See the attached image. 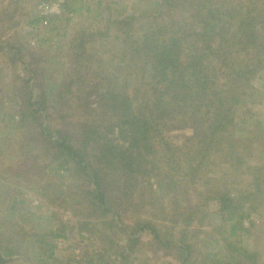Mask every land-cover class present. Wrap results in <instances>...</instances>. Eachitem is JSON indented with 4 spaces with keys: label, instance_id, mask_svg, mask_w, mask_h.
<instances>
[{
    "label": "trees",
    "instance_id": "1",
    "mask_svg": "<svg viewBox=\"0 0 264 264\" xmlns=\"http://www.w3.org/2000/svg\"><path fill=\"white\" fill-rule=\"evenodd\" d=\"M73 2L65 1V12L78 11L72 10ZM155 2L157 10L150 13L154 14V22L140 32L137 39L132 38L136 35L132 31L134 15L108 18V22L122 33L125 43L127 38H132L134 43L130 45L132 53L137 56L133 65L137 82L131 94L127 88L116 91L91 87L78 76L81 69L77 65L87 68L83 57L75 63L66 80L58 84L53 100L55 111H52L44 86L38 82L37 67L33 68L34 62H26L29 50L19 41L12 42L10 35L0 44L2 49L17 50V60L12 57V61L19 62L20 73L31 70L30 76L18 73L16 77L23 79L26 85L32 81L33 85L32 88L28 85L26 90L20 89L23 104L16 118L17 140L52 148L48 164L58 163L49 174L69 170L78 181L75 184L84 185L85 196L91 198L89 202L102 214L116 211L114 204H107L110 191L120 198L133 200L134 190L138 187L143 199L152 203L157 196H172L169 185L173 178L168 177L169 171L174 170L180 175L185 173L182 176L193 182L205 177L202 169L208 167L211 157L218 152L228 153L226 142L234 138L231 128L235 125L238 110L263 101L262 96L258 98L261 92L252 80L258 69L264 66V0ZM21 3L30 1L9 0L8 5L0 9V23L7 22L15 28L19 24L16 8H20ZM38 20L34 18L30 24L35 25ZM102 30L99 35L103 34ZM65 109L78 125L80 137L64 133L61 124H64L62 112ZM97 111L108 114L106 126L103 120L93 118ZM55 112L61 119L57 128L53 127L57 118ZM181 128H190L192 133L177 144L174 131ZM180 168L184 169L183 173ZM234 171L238 172V168ZM247 171L251 180L246 193L223 190L206 176L202 188L193 187L195 204L189 202L182 210L166 214L167 221L173 223V233H159L152 222L139 218L137 223L127 226V229L131 228L127 230V243L132 242L134 250L139 243L136 233L148 230L153 233L151 240L156 250L173 254L179 264H194L196 250L191 262L190 258L195 242L187 236L191 230L194 233L198 230L200 219L196 215L209 201L218 204L216 211L219 213L216 215H220V219L224 217L226 221H232L231 234L240 228L247 231L241 226V222L250 216L245 205L252 206L259 198L257 194L264 187V164L250 166ZM153 178L155 184L151 182ZM223 228L224 225L216 229ZM174 234L179 241L173 240ZM54 235L65 237L61 228H57ZM46 236L37 244L41 243V253H48L52 258L54 245L49 240L50 235L47 233ZM222 239L230 244L227 237ZM15 250L11 254L23 253L21 247L18 252ZM6 251L10 252L2 244L0 264L9 261L4 254ZM108 262L99 253L90 254V264ZM64 264L83 263L73 260L72 256L66 258ZM168 264L176 263L169 261Z\"/></svg>",
    "mask_w": 264,
    "mask_h": 264
},
{
    "label": "rangeland",
    "instance_id": "2",
    "mask_svg": "<svg viewBox=\"0 0 264 264\" xmlns=\"http://www.w3.org/2000/svg\"><path fill=\"white\" fill-rule=\"evenodd\" d=\"M29 1L16 8L15 16L19 24L15 28L7 22L0 23V44L1 41L6 42L10 35L12 42L19 41L29 50L26 62H34L33 68L37 67L38 82L44 86L52 111H55L53 100L58 84L66 80L75 63L83 57L87 68L77 65L81 69L78 76L91 87L116 91L127 88L126 91L132 93L137 82V73L133 72L137 56L132 53L130 44H134L132 38L137 39L140 32L153 24L154 14L150 13L157 10L156 0H73L72 10L78 11L69 13L64 11L66 0ZM8 2L0 0V9ZM42 3L48 9L46 13L41 8ZM121 14H132L135 18L132 31L136 35L127 38L126 43L118 28L108 22L109 17L116 19ZM34 18H38V22L30 24ZM101 30L103 34L99 35ZM82 36L83 40L80 39ZM74 42L76 45L73 46ZM18 55L13 48L0 47V246L4 244L10 250L4 253L9 260L6 264H64L66 258L72 256L73 260L88 264L90 254L96 253L109 261L108 264H168L169 261L179 264L173 254L156 250L151 240L153 233L148 230L136 233L139 243L133 250V243H127V230H131L127 226L137 223L139 218L146 219L155 225L159 233L169 235L173 223L167 221L166 214L182 210L189 202L195 204L193 187L202 188L206 176L223 190L246 193L251 180L248 167L264 164L262 66L252 83L260 89L258 98L262 96L263 101L238 110L235 125L231 128L234 138L226 142L228 153L218 152L211 157L208 167L202 169V176L205 177L196 182L183 177L185 165L180 168L181 175L174 170L169 171L168 177L171 175L173 178L169 185L173 197L157 196L152 203L143 199L142 190L138 187L134 190L133 200L120 198L110 191L107 204H114L116 211L102 214L89 202L91 198L85 196L84 185L75 184L78 181L69 170L49 174L58 163L48 164L52 148L38 143L33 145L28 140H17L16 118L23 104L20 89L26 90L28 85L33 87L32 81L26 85L23 79L16 78L18 73L24 77L31 74V70L19 72V62L12 61V57L17 60ZM100 112H94L93 118L103 120L106 126L109 123L108 114ZM62 113L65 115L62 118L64 124H60L64 133L80 137L79 127L70 118L69 110L65 109ZM60 120L57 116L53 127L57 128ZM191 133L192 129L181 128L174 131L173 138L180 144ZM234 168H238V172ZM176 180L179 182L175 183ZM153 181L155 184V178ZM257 196L259 198L252 206L245 205L250 216L241 222V226L247 231L240 228L235 234L229 230L232 221H226L224 217L220 219V215H216L219 213L216 211L218 204L209 201L196 215L200 219L198 230L195 233L191 230L187 236L195 242L190 262L196 250L194 264H264V187ZM223 225V229H216ZM57 228H61L65 237L54 235ZM47 233L54 245L52 258L48 253H41V243L37 244V241L47 237ZM224 237L229 239V245L222 239ZM178 238L174 234L175 242L180 240ZM20 247L23 253L11 254L15 249L18 252Z\"/></svg>",
    "mask_w": 264,
    "mask_h": 264
},
{
    "label": "built area",
    "instance_id": "3",
    "mask_svg": "<svg viewBox=\"0 0 264 264\" xmlns=\"http://www.w3.org/2000/svg\"><path fill=\"white\" fill-rule=\"evenodd\" d=\"M41 8H43V10H45V13H46L47 10H48V9L46 10V7H45V4H44V3L41 4ZM52 10H54V9L52 8Z\"/></svg>",
    "mask_w": 264,
    "mask_h": 264
}]
</instances>
